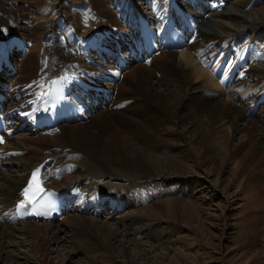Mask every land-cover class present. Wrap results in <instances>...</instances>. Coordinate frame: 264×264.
<instances>
[{"label":"bare ground","instance_id":"obj_1","mask_svg":"<svg viewBox=\"0 0 264 264\" xmlns=\"http://www.w3.org/2000/svg\"><path fill=\"white\" fill-rule=\"evenodd\" d=\"M12 1L0 0V50L11 53V42L15 38L23 43V38L28 39L34 45L25 59L14 61L13 58L17 53L27 51L29 46L23 43H19L16 54L6 56L11 70L18 71L15 83L9 78L13 76L11 70L2 66L0 71V84L11 82V86L14 85L5 93L0 91L9 102L8 111L13 110L21 120L17 127L27 122L24 130L10 132L4 146L8 157L0 167V264L5 261L2 256L8 248L20 252L12 257L15 262L23 260L26 264H73L78 248H84L89 262L94 264H138L131 257L129 248L118 239V231L122 229L120 233L126 240L134 237L131 241L136 246L142 243L138 239L142 236L151 242L154 252L161 251L172 242L171 233L175 231L172 219L185 213L186 209L197 213L205 205H208V210L213 207L208 204L206 195H194L195 183L183 173L186 164H190L192 169L202 170V174L206 175L204 182L209 183L212 175H218L214 189L213 186L207 187L213 194L210 199L220 198L219 194H222L229 207L233 196L229 187L242 179L239 188L246 190L250 180L246 170H251L253 164L255 170L263 168L264 171V163L259 159L264 156V143L253 138L256 132L264 136V103L261 104V100L264 102V52L258 48L257 42H247L241 34L259 29L264 31V0H196L199 7L195 6L194 14L186 8L193 6L190 0H86L90 3V13L82 18L78 14L72 18L65 1L56 0L55 15H60L63 21L54 17L51 19L53 11L45 0H36L35 5L42 4L43 7L29 9L28 12L13 9ZM152 3L156 6L153 7ZM257 4L263 6L251 10ZM166 12L178 13V23L183 25L186 43L177 53L164 47L160 50L159 59L157 54H153L149 58H153L151 68L135 65L123 80L118 76L123 75L131 63H127L129 67L126 70L115 69L114 75H108L96 69L92 60L73 58L81 45L96 40V44L115 51L113 47L118 44L115 38H127L128 34L112 33L110 39L102 34L124 27L123 30L132 35L131 31L137 28L135 21L138 14L162 30L168 19ZM185 12L192 17L185 18ZM205 14H208L207 19L203 17ZM90 15L99 18L96 24L91 25ZM28 20L43 24L29 29L25 26ZM189 22H193V30L187 24ZM91 29L94 31L87 34ZM75 39L79 44L77 47ZM6 41L9 42L7 48L3 47ZM245 44L248 54L240 60V56L245 54H240ZM218 47L221 50L217 53L215 48ZM35 50L38 51L37 56L32 54ZM250 50H254L255 55ZM97 53L90 57L94 63L105 66L104 55L101 57ZM77 62L81 71L72 70ZM66 73L75 75L73 92L79 94V89H82L83 93L79 95H83L85 89L78 79L97 89L100 86L106 91L110 88V91L86 89L88 98L93 96L89 101L91 104L86 102L89 108L87 115L97 113L93 121L88 125L74 126L84 123V120L61 124L51 130V136L46 137V130L36 132V129H31V125L40 122L33 118L41 112L43 104L40 100L41 97L42 102L45 100L50 81ZM157 74L160 76L157 77ZM18 84L21 87L17 89L15 86ZM219 89L218 97L213 93ZM221 96H225L223 101H220ZM83 100L86 98L83 97ZM109 101L118 104L110 110L107 108ZM260 104L258 113L252 116V110ZM129 110L132 116L126 115ZM123 123L139 128V134H148L151 128H161L169 130L173 136L166 140L169 143L167 146L163 142L159 145L139 143L141 139H138L139 146L129 148L125 138L121 137L123 131L118 129L129 131L121 126ZM226 126H229L230 132H224ZM191 129L194 135L188 141L185 134ZM242 137L245 140H241ZM215 145L218 149L214 150ZM164 150L175 154L164 155ZM243 152L245 156L241 163L231 170V179L223 186L227 164L239 159ZM158 153L164 156H154ZM49 158L53 159L55 170L51 187L70 189L77 195L79 186H82L84 192L78 193L76 200L80 204L79 210L67 214L62 222L53 223L11 224L6 217L1 218L4 211L20 199L19 192L30 172ZM6 168L7 172H3ZM156 171L157 175H153ZM254 178L260 179L259 175ZM168 184L177 188L184 184L182 189H188L191 202L184 205L185 200L173 198L158 205L154 195L157 191L161 194L162 186ZM106 203L111 204L107 208L113 211L109 212L105 207L98 211V206ZM83 208L93 211L84 215ZM123 209L126 212L120 215ZM101 214H106L104 221L96 217ZM159 219L166 220L167 225L156 224ZM110 220L112 224H109ZM226 222L225 219L223 232L230 227ZM110 225L114 226L113 231ZM7 239L12 242L7 243ZM61 244L70 249L67 254L59 251ZM27 246L29 250L21 252L20 248L27 249Z\"/></svg>","mask_w":264,"mask_h":264},{"label":"rangeland","instance_id":"obj_2","mask_svg":"<svg viewBox=\"0 0 264 264\" xmlns=\"http://www.w3.org/2000/svg\"><path fill=\"white\" fill-rule=\"evenodd\" d=\"M36 0H13V9L16 11H29L30 10H36L37 8H42V4H37L35 5ZM47 5H50V9L53 11L51 13L50 17L51 19L54 17L56 20L63 21L60 19V15H55L56 14V6L58 1L61 2V0H45ZM66 3V7L71 11L72 18L74 17L75 14L80 15V17H86L88 14L87 12L90 13L89 9V2L86 0H64ZM188 2V0H186ZM195 6H198V2L194 1ZM34 6H33V5ZM153 5V3H152ZM150 6V8L152 7ZM41 6V7H38ZM86 6V7H85ZM156 4L153 5L155 7ZM263 4H257L255 7H253L251 10H256L260 7H262ZM192 6L188 5L186 8H191ZM35 8V9H34ZM224 8V7H220ZM89 9V10H88ZM193 9V8H192ZM49 10V9H47ZM250 11V9H249ZM196 11L194 10V13ZM218 12V11H216ZM215 12V13H216ZM194 14L193 12H190ZM208 14L203 15L205 19H207ZM56 16V17H55ZM91 18V25L96 24L97 21L99 20L98 17L92 18L91 15L88 17ZM73 20V19H72ZM74 20H76L74 18ZM36 23H31V21L28 20V22H25V26L29 29L34 27L37 24H43V22L35 21ZM98 26H96L97 28ZM95 29V28H94ZM94 29H91L90 31H84L83 33L90 34L91 32L94 31ZM124 27L120 30L123 32H120L119 34L121 36L125 35L126 30ZM115 30V28H114ZM260 30V29H259ZM256 30V31H246L241 33L245 40L247 39L250 41V39H255L254 41L250 42H257L259 44V49L262 48L264 52V31L263 30ZM81 34V33H80ZM86 34V35H87ZM85 36V34H82ZM25 42L23 45L29 46L26 51V55H21L23 53H17L16 57H13L15 60L18 61L21 59H25L29 52L32 50V47L34 43L28 39H24ZM29 42V43H28ZM44 42V40H43ZM246 44L242 49V52L240 51V54L246 53L247 48ZM30 50V51H29ZM221 48H215V52H219ZM180 51V49H179ZM178 51V52H179ZM251 54L255 55L254 50L249 51ZM177 53V52H174ZM34 56L38 54V51L35 50L32 53ZM179 54V53H178ZM234 54V53H233ZM219 55V54H218ZM261 55V54H259ZM235 56V54H234ZM73 58H75L73 56ZM78 58V57H77ZM156 58L159 59L160 56L156 55ZM17 59V60H16ZM153 59V58H152ZM152 59L148 63H144L143 61H140L138 63H133L130 64L131 66L128 68V70L121 76H118V79L120 77H123L124 80V75H127L130 70L135 65L142 66L143 68H151L153 65ZM13 64V61H12ZM205 68V67H204ZM207 70V68H205ZM10 71V70H9ZM14 68L13 71L11 70V74L13 76H10L11 81L15 83L14 81L17 80L18 78V71L16 69L14 73ZM16 76V77H15ZM160 75L157 74V77ZM117 79V81H118ZM202 81H200L201 83ZM121 83V82H120ZM11 84V82H10ZM14 86V85H12ZM11 86V88H13ZM17 89L20 88L21 86L18 84L15 86ZM14 88L13 90H15ZM110 91V88L107 89V91ZM221 90H215V96H218L217 93H219ZM117 94V91H116ZM219 97V96H218ZM225 96L220 97V101H223ZM116 100V99H115ZM261 104H263V100H261ZM118 103H115V101L110 102L109 105L107 106L108 109L112 110L117 106ZM261 104L254 110H252V116H255L258 113L259 107ZM106 109V108H105ZM137 109V108H136ZM101 111L104 110L100 109ZM132 110V109H131ZM131 110L128 111L126 114L127 116L131 115ZM257 110L256 112H254ZM131 112V113H130ZM91 115V116H90ZM97 115L96 112L93 114L87 115V120L83 121L84 123H76L74 126H77V124H83V125H88L90 121H93V118ZM94 116V117H93ZM132 116V115H131ZM87 122V123H85ZM120 124V123H118ZM115 126V125H113ZM123 126L125 129L129 130L128 132L123 130L122 128H119V131L121 132V137L125 138L127 141L128 147L132 148V145L139 146V143H144V144H150L154 143L153 145H159L160 142H163L165 146H167L169 143L166 142L171 136V133L169 130L166 129H150L148 131V134H139L141 131L139 128L134 127L133 124L126 125V123H123ZM70 127V126H69ZM140 127V126H139ZM114 128V127H112ZM116 128V127H115ZM185 130V129H184ZM193 129L189 131L188 133L185 134L186 138L188 141H191L193 139ZM138 131V132H137ZM230 132L229 126H226L224 128V132ZM115 132V129L113 130ZM132 132V133H131ZM136 132V133H135ZM131 133V134H130ZM41 134V133H38ZM37 134V135H38ZM51 133L45 134L46 137L51 136ZM134 134V135H133ZM260 132H256V135L254 134L253 138L255 140H258L260 143H264V136L260 135ZM192 135V136H191ZM130 137V138H129ZM262 137V138H261ZM129 138V139H128ZM192 138V139H191ZM138 139H141V141L138 143ZM241 140H245L244 137L241 138ZM213 149H218V147L215 145ZM166 151V150H164ZM167 153V154H166ZM175 154L174 152H169L166 151L163 153L164 155H172ZM163 154H155L154 156H164ZM243 155L239 157V159H236L235 161L229 162L227 164V172L223 175V180L225 183L223 186L227 183H229L231 179V174L232 171L234 170L235 167H238L239 164L241 163V160L245 156V152L242 153ZM176 156V155H175ZM262 158V159H261ZM261 160V163H264V156L259 158ZM257 164V162H255ZM187 168L183 171L185 174L186 178H189L192 182H194V187H196V192H194L195 196H200L201 193L203 196H207L208 199V204L213 205L211 210H208V205L203 206L202 210H199L197 213L191 211V209H186L185 213H180L177 218L172 219L171 225L174 227L175 231L172 230L171 233V240L172 242L169 244V247L167 249H162L161 251H155L151 247V242H148L149 240H146V238H138L142 243L136 246V243L134 244L131 240L134 237H129L127 240L124 239L122 233L119 232L120 237H118L119 240H121L127 248H129V252L131 254V257L138 263V264H264V171L263 168H257L255 170V165L253 164L252 167H250L251 170L247 169L246 172L247 174L249 173V183H248V188L244 191H241L240 185H241V180H237L233 185L229 187V193H231L232 198H230V201L232 204L229 207L228 201H226V198L224 195L219 194L220 198L214 197L213 199H210L213 194L207 189L208 186H215V180L218 177V175H212L210 177L211 182H204L206 175L202 174V170L196 168L192 169L189 167L190 164H186ZM247 167V166H246ZM3 172H7V168L2 170ZM193 171V172H192ZM196 171V172H195ZM247 174H245L247 176ZM153 175H157V171L153 173ZM204 175V177H203ZM244 175V176H245ZM259 175L260 179L257 180L254 178V176ZM262 176V178H261ZM201 182L202 185L199 183ZM227 182V183H226ZM181 184V183H180ZM200 184V185H199ZM240 184V185H239ZM184 187V184L181 185L179 188L171 186L170 184L168 185H163L160 191L162 192L161 194L156 193L154 195L156 199V202L158 205L161 204V202H168L170 199L173 198H181L184 201L185 204H189L191 201L190 198V193H188V189L183 190L182 188ZM180 199V200H181ZM195 202V200H192ZM233 201V202H232ZM188 202V203H187ZM156 203V204H157ZM107 205H111L109 203L104 204V207L107 209V211H113L112 208H107ZM149 208V207H148ZM205 208V209H204ZM132 209V208H131ZM138 209V208H137ZM189 210V211H188ZM188 211V212H187ZM120 215L124 214L126 211L123 209L121 211ZM225 213V214H224ZM184 214V216H183ZM200 214V215H199ZM86 215V214H84ZM102 215V214H101ZM97 215L96 217H99V219L102 221L105 220L104 216L106 214L102 215ZM197 216V217H196ZM199 216V217H198ZM88 217V216H87ZM182 217V218H181ZM196 217V218H195ZM225 217V218H222ZM184 218V220H183ZM177 221H176V220ZM186 219V220H185ZM188 219V220H187ZM226 219V223H229V229L225 230L223 232V223L224 220ZM63 220V219H62ZM62 220L58 222H62ZM57 222V223H58ZM34 223V222H33ZM37 223V222H35ZM113 221L110 220L109 224H112ZM166 220L159 219L156 221V224L161 225V226H166L167 224ZM109 228L111 230H114V226L110 225ZM225 229V228H224ZM112 230V231H113ZM223 233V234H222ZM147 235V234H146ZM145 235V236H146ZM223 235V236H222ZM224 238V239H223ZM131 242H129V241ZM205 240V241H204ZM223 240V241H222ZM12 242L11 239H7V243ZM129 242V243H128ZM115 243V242H113ZM134 244V245H131ZM6 245V244H5ZM8 245V244H7ZM28 248H20L21 252H25L29 250ZM6 248V247H5ZM169 248V249H168ZM7 249V248H6ZM5 249V251H6ZM9 250V251H8ZM56 250V248H55ZM18 251V250H15ZM13 248H8L7 249V254L5 253L2 257L4 258L5 261H3V264L8 262V264H26L25 261L20 260L19 263L15 262L12 257L17 256L20 254V252H15ZM59 251L62 252L63 254H67L69 250L66 249V246L63 247L61 244L59 247ZM11 252V254L9 253ZM77 254L74 256L73 264H79L80 262L82 264H94V262H89L88 258V252L84 250V248H78L76 250ZM14 254V255H13ZM31 255H33L31 253ZM8 256V257H7ZM7 259H6V258ZM9 259V260H8ZM12 260V262H10ZM98 264V263H95Z\"/></svg>","mask_w":264,"mask_h":264},{"label":"snow or ice","instance_id":"obj_3","mask_svg":"<svg viewBox=\"0 0 264 264\" xmlns=\"http://www.w3.org/2000/svg\"><path fill=\"white\" fill-rule=\"evenodd\" d=\"M38 176H39V170H37L36 172H34L33 173V181H36L37 182V187H39V185H40V183H41V181L38 179ZM32 188V181H30L29 182V187L28 188H26L25 190H24V192L22 193V195H24V196H26L27 197V195H28V193H29V190ZM41 191H42V189H41ZM43 199V198H42ZM31 202V201H30ZM39 203V202H38ZM25 205H24V202L22 201L21 202V205H20V207H24ZM44 205H42V207H43ZM48 208H51L52 207V204H51V202L49 201L48 203H47V205H46ZM37 214H40L39 212L37 213Z\"/></svg>","mask_w":264,"mask_h":264}]
</instances>
